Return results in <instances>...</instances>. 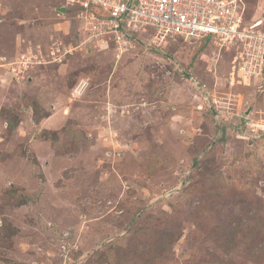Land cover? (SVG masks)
<instances>
[{"label":"rangeland","instance_id":"obj_1","mask_svg":"<svg viewBox=\"0 0 264 264\" xmlns=\"http://www.w3.org/2000/svg\"><path fill=\"white\" fill-rule=\"evenodd\" d=\"M65 3L0 0V264H264V73L213 40L152 45V26L120 54L81 45ZM239 3L264 33V0Z\"/></svg>","mask_w":264,"mask_h":264},{"label":"built area","instance_id":"obj_2","mask_svg":"<svg viewBox=\"0 0 264 264\" xmlns=\"http://www.w3.org/2000/svg\"><path fill=\"white\" fill-rule=\"evenodd\" d=\"M80 8L81 45L110 46L126 51L130 33L152 26V45L168 39L184 42L213 40L235 46L239 76L262 77L264 33L259 23L246 25L239 0H64Z\"/></svg>","mask_w":264,"mask_h":264},{"label":"trees","instance_id":"obj_3","mask_svg":"<svg viewBox=\"0 0 264 264\" xmlns=\"http://www.w3.org/2000/svg\"><path fill=\"white\" fill-rule=\"evenodd\" d=\"M215 216H214L215 225L212 228L211 238H214V240H216V241L219 240L220 242H223L222 240H224L228 244V242L231 238V235L237 229L236 227L234 228L233 226L235 224H241V221H236L237 223H235L232 219V217L234 216V214H232V212L230 213V215L228 214V216L226 215L225 217L222 216V214L220 215L219 213H217ZM221 217H224V218H221ZM168 223H169V227L167 229H164L163 227H157V230L155 231V229H154L153 234L150 235V237H152L150 239H154V242L151 243V247L149 250L158 251L159 254L158 253L156 254L157 257L165 255L166 254V251H165L166 247L164 246L165 243H168L170 245V243H173L170 239L174 240L181 233V230L179 229V225H178L179 223L177 222V220H169ZM223 229H228V232H226L223 236V239H221V235H219V234H220V231H222ZM247 229H252V232L254 234L256 233L253 238H250V243L254 244V245L257 244V247L260 248L259 253H262V251L264 250V238H262L259 235L260 220H256V222L253 223L252 227H251V225H248ZM127 246L124 248V250H122V253L124 252L123 257H125L127 255L131 256V252H129V249L131 250V248L127 247ZM259 248H258V250H259ZM145 254H146V252L143 253V256ZM258 257H260V256H258V254H257L255 256V260H257ZM128 263L129 264H136V261L133 258V256H131V259L129 260Z\"/></svg>","mask_w":264,"mask_h":264},{"label":"water","instance_id":"obj_4","mask_svg":"<svg viewBox=\"0 0 264 264\" xmlns=\"http://www.w3.org/2000/svg\"><path fill=\"white\" fill-rule=\"evenodd\" d=\"M59 11L60 12H65V8H60Z\"/></svg>","mask_w":264,"mask_h":264}]
</instances>
